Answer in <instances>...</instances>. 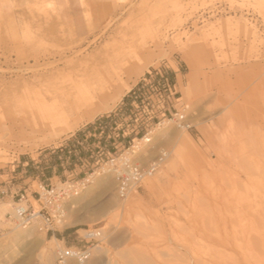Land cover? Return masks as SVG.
I'll use <instances>...</instances> for the list:
<instances>
[{"label":"rangeland","instance_id":"1","mask_svg":"<svg viewBox=\"0 0 264 264\" xmlns=\"http://www.w3.org/2000/svg\"><path fill=\"white\" fill-rule=\"evenodd\" d=\"M30 1L0 0V264H54L58 248L83 245L85 229L102 231L91 259L107 264H264V0H95L91 20L81 0ZM145 50L113 75L109 95L58 119V104L105 57L133 62ZM155 69L175 72L190 129L130 108ZM98 120H138L139 136L153 127L142 157L168 151L161 171L120 200L114 177L92 169L65 228L14 227L19 195L36 206L38 182L85 176L52 152Z\"/></svg>","mask_w":264,"mask_h":264},{"label":"built area","instance_id":"2","mask_svg":"<svg viewBox=\"0 0 264 264\" xmlns=\"http://www.w3.org/2000/svg\"><path fill=\"white\" fill-rule=\"evenodd\" d=\"M174 74L162 69L149 72L132 91L130 108H143L151 114L162 118L169 116L179 128L185 130L192 126L187 120L185 107L177 109L181 100ZM158 110V111H157ZM132 121L138 120H98L87 130L76 144L53 150V154L62 153L64 159L57 166L64 171L80 170L83 177L71 176L57 184L37 183V190L32 198L33 206L27 194L18 196L17 206L9 215V222L14 227L49 232L65 228L67 208L73 200L85 192L91 177L98 174H109L116 182V193L120 200H126L133 191L143 183L154 178L169 158V152L160 150L155 157L144 159L142 153L152 145L153 127H146L145 133L139 136L136 128H131ZM93 141V144L90 143ZM128 146L127 148H125ZM123 147V149H120ZM60 159V158H59ZM62 159V158H61ZM90 167V168H89ZM96 169L91 174L88 171ZM5 191H1L4 195ZM78 231L82 246L58 248L54 254V264H80L88 261L94 251L103 242L100 229Z\"/></svg>","mask_w":264,"mask_h":264},{"label":"bare ground","instance_id":"3","mask_svg":"<svg viewBox=\"0 0 264 264\" xmlns=\"http://www.w3.org/2000/svg\"><path fill=\"white\" fill-rule=\"evenodd\" d=\"M81 3H82L81 5L84 7V9H86L88 11L87 12L88 19L91 20L92 16L89 13L88 0H81ZM101 11H103V10H101ZM53 15L56 16L58 14H56L54 12ZM43 16L47 17V16H49V13L45 14ZM38 18H40V16ZM50 20H51V18H50ZM34 21H37V20H34ZM46 21H48V20H46ZM47 23H49V22H47ZM91 25H93V24H91ZM51 27L52 26H50V28L47 27L48 31L52 30ZM26 28H27V26H26ZM40 31H42V30H40ZM45 31H47V30H45ZM118 52H119V50H118ZM118 52L116 53V55H113L112 57L107 56L104 58L106 65H104L103 69L97 70L93 75H91L85 79H82L79 83H77L75 86V92L72 96H70L71 94H67V91H69V89L66 91V94L70 96V102L67 103L69 101V98L66 97L64 99L65 102H62V104H64V106H62L60 103L58 104V105H60L59 107H57L58 112L56 115L58 116V119H60V118L62 119V118H65V117L71 115V111L88 108L89 106L93 105L99 98H101L105 95H109L108 93L110 90V86H111L112 82L114 81L113 75L114 76L116 75V77L117 76L120 77V75L122 73H127L128 70H130L133 66H138V63H140L142 59L147 58L151 54L150 50H145L140 54V57L136 58L137 61L132 62L130 59H125L122 56L117 55ZM124 57H126V56H124ZM184 58H185L186 63L189 65V67L191 69H195L196 66L192 62V58H191V55L189 54V52L184 51ZM51 64H53V63H51ZM113 93H117V91H115ZM62 99H61V101H62ZM135 191H133V192H135ZM130 196H131V194H130ZM135 203H137V202H135ZM16 228H19V227H16ZM23 230H27V229H23ZM104 239L105 238L103 236V241H104ZM98 250H100V249H98ZM90 260H91V262L89 264H107V262H105V261H102L99 259H91V258L88 261H86L84 263H80V264L88 263ZM47 262L49 263V256H42L40 263L41 264H48Z\"/></svg>","mask_w":264,"mask_h":264},{"label":"crops","instance_id":"4","mask_svg":"<svg viewBox=\"0 0 264 264\" xmlns=\"http://www.w3.org/2000/svg\"><path fill=\"white\" fill-rule=\"evenodd\" d=\"M88 1L94 3L95 0H88ZM180 93H181V92H180ZM181 101H182V94H181V100H180V102H181ZM180 102H179V104H180ZM179 104H178V105H179Z\"/></svg>","mask_w":264,"mask_h":264}]
</instances>
